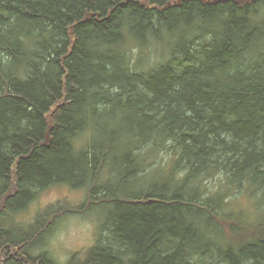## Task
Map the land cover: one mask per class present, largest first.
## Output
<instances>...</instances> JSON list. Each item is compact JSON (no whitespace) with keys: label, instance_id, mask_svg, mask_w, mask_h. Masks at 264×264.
<instances>
[{"label":"trees","instance_id":"16d2710c","mask_svg":"<svg viewBox=\"0 0 264 264\" xmlns=\"http://www.w3.org/2000/svg\"><path fill=\"white\" fill-rule=\"evenodd\" d=\"M175 1L0 0V264H57L45 215L12 222L40 191L111 161L137 181L161 154V180L110 192L109 238L66 264H264V0ZM150 38L160 60L133 61Z\"/></svg>","mask_w":264,"mask_h":264},{"label":"rangeland","instance_id":"374dc122","mask_svg":"<svg viewBox=\"0 0 264 264\" xmlns=\"http://www.w3.org/2000/svg\"><path fill=\"white\" fill-rule=\"evenodd\" d=\"M173 5L180 7L182 0H176ZM200 43L202 44V41ZM145 47L149 48L142 53V48L145 49ZM145 47L133 46L131 49L133 61L142 54L145 58L146 53L151 62L160 60L161 48L156 47V42L154 43L150 38ZM89 138L91 139L90 144L102 143L105 135L92 134ZM86 142L87 135L85 134L78 143L85 145ZM122 152H112L111 160L119 158ZM168 160L169 156L161 154L148 167V172L136 177L139 180H129L125 183L120 180L121 176L117 177L120 165L117 167L111 161L107 165L108 169L105 166L96 173L94 182L91 184L88 183L83 187L60 185L40 191L28 210L15 215L12 222L14 225L26 224L29 227L39 216L45 215V226H51L50 229H52L47 249L54 261L57 264H66L73 256L83 259L97 243L105 242L109 238L110 232L106 226H113L118 213L117 205L108 202L114 201L112 197H120L112 195H120L122 191L119 190H123L128 195L146 191L154 182L161 180V171L157 166L166 167L169 164ZM90 177L93 180V177ZM207 185L211 192H215L217 182H207ZM237 200L241 207L247 206L245 208L248 211L252 212L254 209V205L249 204L245 197L240 196ZM205 236L206 241H210L213 246L221 247L230 244V238L223 229L211 227L205 230Z\"/></svg>","mask_w":264,"mask_h":264},{"label":"water","instance_id":"95a60500","mask_svg":"<svg viewBox=\"0 0 264 264\" xmlns=\"http://www.w3.org/2000/svg\"><path fill=\"white\" fill-rule=\"evenodd\" d=\"M219 1H221V0H217L216 2H219ZM225 1H227V0H225Z\"/></svg>","mask_w":264,"mask_h":264}]
</instances>
